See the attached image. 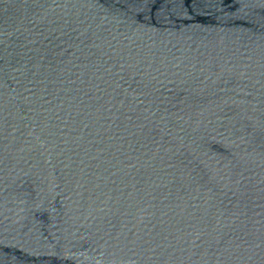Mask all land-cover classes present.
I'll use <instances>...</instances> for the list:
<instances>
[{"label":"water","instance_id":"obj_1","mask_svg":"<svg viewBox=\"0 0 264 264\" xmlns=\"http://www.w3.org/2000/svg\"><path fill=\"white\" fill-rule=\"evenodd\" d=\"M0 264H264V0H0Z\"/></svg>","mask_w":264,"mask_h":264}]
</instances>
